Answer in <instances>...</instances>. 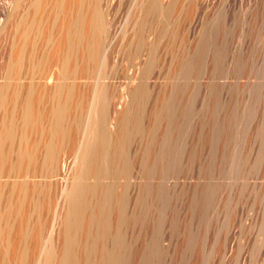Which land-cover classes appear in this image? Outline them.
Listing matches in <instances>:
<instances>
[{
	"label": "bare ground",
	"instance_id": "obj_1",
	"mask_svg": "<svg viewBox=\"0 0 264 264\" xmlns=\"http://www.w3.org/2000/svg\"><path fill=\"white\" fill-rule=\"evenodd\" d=\"M107 1L0 0V264H264V7L250 18L263 45L236 58L226 99L207 90L177 164L173 147L195 103L180 89L201 59L172 56L168 73L181 81L154 85L162 56L144 36L157 29L162 45L182 49L189 7L129 1L131 25L105 58ZM120 45L147 54L123 102L102 80ZM95 72L92 86L81 84ZM173 165L194 176L171 191L178 205L156 183ZM58 171L67 180L55 193L48 178Z\"/></svg>",
	"mask_w": 264,
	"mask_h": 264
},
{
	"label": "rangeland",
	"instance_id": "obj_2",
	"mask_svg": "<svg viewBox=\"0 0 264 264\" xmlns=\"http://www.w3.org/2000/svg\"><path fill=\"white\" fill-rule=\"evenodd\" d=\"M114 1H110L112 4H110L108 1L105 3L103 2L105 6L103 7L106 8L103 9L106 11L104 13V18L107 30V37L105 38L106 41L103 47L104 51L102 50L103 56L104 52L108 50L110 45H113V43H119L121 41L122 29L131 25L130 21L129 23L127 22V11L129 9L128 4L131 0H117L118 2L116 1V3H114ZM161 1L167 3L168 0ZM182 3L184 10L186 7H189L188 15L185 16L184 19L182 18L183 20L181 26L179 27L180 34H182L184 40L182 49L176 46L166 47V44L162 45L165 43L168 36L165 33L158 36L157 29L156 31L153 30L144 36V40L147 44H150L152 41L158 44V50L162 56V60L156 64H153L150 68V71L154 74V77H151L148 80H154V82H152L154 85H158L159 82H166V84L169 85L175 81H181L180 78H178L177 73H173V75L168 73V64L172 56L176 55L178 58L180 57V61H182L186 55H198L201 59L200 69L187 79L189 88L183 89V87H181L180 89V95L183 98H186L188 95H192L195 103L192 104L191 109L189 110L190 114L184 128V133L176 137L177 145L173 147V157L176 159L175 162L177 164L181 163L182 154H184L186 149V135L190 130L194 117L197 115V111L204 102L207 90L210 87H218L221 94L220 98L226 99L227 93L230 91L228 90V87L231 86L230 82L233 83L234 81V76H232V74L234 75L235 73L232 71V69L236 67V58L244 56L245 51H248L247 47H251L249 49L255 50V48L258 49L263 45L262 38L254 35L255 29L252 28L250 18H252L253 14L255 15L258 10H261L264 7V0H182ZM259 12V15H264V8ZM220 25H222L221 29H223L221 33L223 39V49L224 53L226 52V55L223 54V57L225 58L222 57L221 59V71L209 67L210 61L215 55L218 43V35H220L221 32ZM167 26L169 27L170 24L167 23ZM205 32L209 35L210 39L205 40V38H203V33ZM256 37L259 38V40ZM249 40L252 41L249 42ZM200 46H203L204 48L203 53L199 52L198 48ZM105 48H107L106 51ZM244 48L247 49L245 50ZM113 52L110 58L108 60L106 59V62H104L102 65L104 68H106V70L109 71L107 77L103 78L102 80L108 83L111 93L115 97H117L119 93L124 95L122 98L123 102L128 99L126 90L131 89L137 83L140 67L143 65V63H145L147 54L146 50H143L137 55H131L125 51H122L121 45L118 46ZM108 55L109 52L107 51L105 58H107ZM262 61V59H259L258 63L255 61L257 70L261 66ZM158 70H161L162 74L157 73ZM95 79L96 72L90 74L88 78L83 79L81 84L90 86L95 81ZM162 144L163 142L161 143V146ZM64 151L65 150L62 151L61 156L67 157L72 163L73 155ZM64 173L65 172L60 173L58 171L57 175L48 178L51 181V185L53 184L52 187L55 185V193L59 191V185L61 183L60 178L64 179ZM162 175L163 177H161L160 173L156 182L157 185H160V187L164 188L169 193L171 200H173L174 203L178 205L177 200H175L176 196H174L171 191L175 190L174 188H178L179 186L191 185L194 181L193 174L188 171L187 173L180 172L176 169L175 165H173L167 173H162ZM64 180H67V178ZM157 231L159 234L162 233V227H158ZM37 254L38 250H35L33 253V259L37 256Z\"/></svg>",
	"mask_w": 264,
	"mask_h": 264
}]
</instances>
